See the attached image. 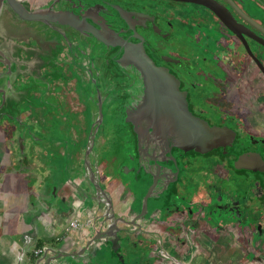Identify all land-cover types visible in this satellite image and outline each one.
Returning <instances> with one entry per match:
<instances>
[{
    "label": "flooded vegetation",
    "instance_id": "af4514ba",
    "mask_svg": "<svg viewBox=\"0 0 264 264\" xmlns=\"http://www.w3.org/2000/svg\"><path fill=\"white\" fill-rule=\"evenodd\" d=\"M201 1L216 11L176 0H0V106L3 98L11 105L0 108V133L12 140L13 132L15 142L23 136L32 180L41 176L49 182L60 172L61 182L66 177L79 190L78 173L69 174L64 159L63 128L51 127L43 116L50 102L73 101L82 82L93 122L75 143L82 156L74 155L79 163L73 166L86 172L79 181L92 193L91 179L102 189L105 183L121 188L116 205L110 198L113 218L119 208L127 230L136 231L124 241L162 264H184L191 247L218 242L209 230L241 231L253 246L264 239V0ZM10 2L45 17L23 19ZM50 13L75 18L83 28L53 21ZM91 30L142 44L152 62L176 80L188 112L224 131L219 143L207 153L182 148L170 122L174 113L164 106L137 115L146 89L142 73L121 62L123 47L104 44ZM87 51H106L116 64L110 67L128 77L117 112L125 135L121 164L114 167L118 174L112 166L98 167L95 136L110 97L96 82L97 68L82 66ZM64 81L73 85L69 97ZM56 131L63 132L61 140L50 143ZM239 158H249L250 168L237 167ZM123 161L131 164L126 177ZM154 203L156 211L150 212ZM107 206L110 210L102 203Z\"/></svg>",
    "mask_w": 264,
    "mask_h": 264
},
{
    "label": "crops",
    "instance_id": "0c3cea01",
    "mask_svg": "<svg viewBox=\"0 0 264 264\" xmlns=\"http://www.w3.org/2000/svg\"><path fill=\"white\" fill-rule=\"evenodd\" d=\"M4 141L5 139L0 135V264H98L96 253L100 248L94 244L100 243L95 238L98 234L96 233V236L94 233L91 234L87 226L94 227L96 225L95 227H101L102 231H109L107 227L113 225L112 212L109 207L101 206L99 211H94L95 207L92 206L94 207L91 208L94 211L93 214L77 213L76 211V213L59 218L57 223H47L42 216L34 220L33 217L28 216L31 209L30 204L40 201L41 196L39 192L35 193L34 198H28L25 195L26 184H28L25 177L28 175V168L22 166L19 170L14 169V164L11 162V151L7 149ZM7 153L10 154L9 158H7ZM24 162L27 164V161ZM2 172L4 174L1 176ZM47 184L49 185V183ZM35 186L39 185L35 183ZM46 186L40 185L39 187H43L48 194ZM105 186H107L106 189L113 204L116 205L121 188L111 187V183H105ZM82 199L83 196L80 200ZM77 201L72 197L69 200L68 197L66 198V203L74 204ZM33 209L36 211L41 208L37 206ZM116 209L114 212L121 217V210ZM99 216L107 217V226L96 224V219ZM71 222L76 223L77 226L71 227ZM117 224L120 225V222ZM225 233L228 235L227 238L222 237L220 232L218 235L219 239L216 245L221 247L220 249L216 250V247H212L213 243L210 242L205 248L191 247L189 257L184 260V264H264V239L258 245L253 246L239 236L234 238L233 234H236L234 231L226 230ZM22 234H25L28 240L25 241ZM229 236L231 238L227 240ZM209 237L211 236L209 235ZM101 245V251L104 247L105 250L112 249L109 238L104 239ZM241 247L248 249V258L243 261L236 257L237 249ZM38 249L41 250V253L35 256L34 252ZM112 252L113 257L117 259V256ZM107 261L109 263L110 259Z\"/></svg>",
    "mask_w": 264,
    "mask_h": 264
},
{
    "label": "water",
    "instance_id": "95a60500",
    "mask_svg": "<svg viewBox=\"0 0 264 264\" xmlns=\"http://www.w3.org/2000/svg\"><path fill=\"white\" fill-rule=\"evenodd\" d=\"M176 1L195 2L206 6L207 8L215 10L214 7H212L210 4L201 0ZM10 8L23 19H43L45 17V15L41 14H35L33 16L32 14L24 10L21 6H19V4L10 2ZM48 15L53 21L64 22L74 26L75 28H83L82 26H80V22L75 18L67 17L63 14L54 13H50ZM223 21L228 28L233 29L225 19H223ZM91 31L93 32L94 36L104 44L123 47L124 53L121 56V62L125 64H133L142 73L146 89L143 100L144 103L138 108V111L136 112L137 115L145 114L146 112L151 110L155 111L156 108L164 106L165 108H167V111H171L174 113V116L170 118V122L174 126V136L176 137L179 145H181L182 148L191 147L196 148L200 153H207L211 149H213L217 143H219V140L225 134L224 131L210 128L205 122L199 120L198 118H195L188 112L185 97L179 92L176 80L169 74L168 71L158 68L152 62L150 57L144 51L142 44L134 45L122 41L116 37H110V35H107L106 33H99L95 30ZM0 94L3 95L4 91L0 90ZM0 108L11 110V105H9L8 102H6L3 98ZM5 116L7 117V115ZM1 121H4V117H0V122ZM12 121H15V119ZM13 134L14 133L12 132V140H6L7 137L5 135H0L3 139L6 140L4 141V144L6 143L7 149L11 151V162L12 164H14V169L19 170V168H21L22 166L28 168V164H25L24 162L27 161L28 153L26 146L24 145L23 136L19 135L15 142L16 137H13ZM9 156L10 154L7 153V158H9ZM249 162H251L249 158H239L236 162V165L239 168H250L248 165ZM38 173L39 171H37L35 174L37 175ZM3 174L4 173L2 172L1 176ZM25 178L28 181V184H26L25 195L28 198H34L35 193L39 192L41 196L40 201H37L34 204H30L31 209L28 213V216L33 217L34 220L37 219V217L42 216V218L47 223H57V220L59 218H63V216L66 217V215L76 213V211L77 213L93 214L94 211H99L101 209L103 202L110 204V211L112 212V205L107 190L102 189L101 186L93 179L90 180L93 193L83 185L79 187V192H81V194L83 195V199L80 200V198H78V195L74 196L73 194L71 195V193H69L71 189L67 185H64L65 183H60V172L53 173L52 179L49 182L44 180L41 176H36L35 180L33 179V181L29 175H26ZM35 183L39 186L47 185L46 187L48 194L45 192L43 187H36ZM47 183H49V185ZM126 184L128 186H131V182H127ZM147 196L148 195H146L144 200L145 204ZM67 197L68 200L70 197H72L74 198V200L76 199L78 201L76 203L74 202V204L72 202L66 203ZM37 206H39L41 209L35 211L33 208ZM92 206H94L95 209H93L94 207ZM91 208L94 211H92ZM111 217L113 216L111 215ZM111 219L113 220V225L107 227V229L109 228V231H102L101 227H95L96 225L94 227L92 225H89L87 227L90 229L91 234H95L94 236H96V233L98 234L95 238L100 243H94L95 246L98 245L96 247L101 249V243L103 242V240L109 238L112 244L113 253L122 260V256L119 252V242L126 239L129 241L132 240L131 237L136 236V231L127 230V221L125 218L119 217L116 220L114 218ZM96 220V224L107 226L108 219L106 216H99ZM118 222H120V225L117 224ZM133 226L136 227V225ZM79 231L81 232V230ZM22 236L24 237L25 241L28 240V237H26L25 234H22Z\"/></svg>",
    "mask_w": 264,
    "mask_h": 264
},
{
    "label": "rangeland",
    "instance_id": "374dc122",
    "mask_svg": "<svg viewBox=\"0 0 264 264\" xmlns=\"http://www.w3.org/2000/svg\"><path fill=\"white\" fill-rule=\"evenodd\" d=\"M109 56H107L106 51H87V55L86 56H82L81 59V64L83 65H88L90 66L91 63V67L97 68V76H95L96 78V82L98 84V86H100L101 91H103L104 93H107L108 96L110 97V100H108L107 103H105L103 105L102 111H103V122L99 125V130L96 133L95 136V141H96V145H97V156L99 158V163H98V167H103L104 169H110V167L112 166L110 170L113 173L118 174L119 171L117 172L116 169H114V167H116V165L119 163V165L121 164L122 161V151L124 150L123 148V144H124V140H125V135L123 133V127H124V122L122 120V117L120 118L119 116H117V112L120 109L121 103L123 102L124 99H122V95L123 92L125 91L126 88H128V85L123 81H127L128 77H126L125 75H123V73L117 72V70H115V68L110 67V66H115L116 64H112V61H109V59L107 58ZM115 63V62H114ZM112 64V65H111ZM117 67V66H116ZM85 70V69H84ZM116 74V75H115ZM86 75V79H87V74ZM123 75V77H122ZM78 81V78H76ZM82 81V80H80ZM93 81L92 80V84L91 86H93ZM121 82V84H119ZM64 92L66 95H68L67 97H69V95H71V92H73V85L72 84H68L67 82L64 81ZM83 83L80 82V87H77V92L74 93L73 96V101L70 99L68 102H64L65 99L63 98V104H59L57 102H50L49 105H46L45 108V114L43 116V121L50 123V125L52 124L51 127H55L59 124V126H62L61 128H63V132L57 133H53V136L55 135V137H53V139L49 142L50 143H55L56 141H60L62 136V133L65 134V141L68 142L67 144H65V148L68 149V151H65V160H68V169H69V174H71L72 172L75 174V172L78 173V175H75V177H77L78 181L75 180L76 182H78L79 184H85V181L80 182L79 180H83L85 179L86 176V172L84 171L82 165H79L78 167L73 166L74 163H79L78 160L75 159L74 155L79 154L78 156H82L81 150L79 149V147L75 146V143H78V140L81 138L82 133L79 132H87L89 126H91L92 122H93V118H92V113L89 112V110L87 109V105L89 104H85L83 101L85 100V96L89 97V94L85 95L84 92V88L82 87ZM72 86V87H71ZM106 88V90H105ZM102 92V93H103ZM103 93V95H104ZM60 94L62 95V90L60 92ZM51 96V95H50ZM49 96V98L51 99V101H53V98H51ZM90 96H92L90 94ZM63 97V96H62ZM92 98V97H91ZM50 99H48L50 101ZM87 99V98H86ZM90 101H92V99H89ZM94 100V98H93ZM77 101L79 104H77ZM57 114L58 118L60 120L53 118V115ZM49 114V115H47ZM89 114L91 116V118L89 117ZM49 117V118H48ZM53 121V122H52ZM61 122V123H60ZM85 129V130H84ZM87 129V130H86ZM56 130V129H55ZM55 132V131H53ZM68 134H67V133ZM52 133V132H51ZM57 134L59 136H57ZM85 138H88V136H85ZM69 139V140H68ZM82 142V141H81ZM57 143V142H56ZM82 144V143H81ZM52 146L50 147L51 150ZM78 148V149H77ZM72 149V150H70ZM126 150V149H125ZM49 151V150H48ZM49 153V152H47ZM125 154V153H124ZM46 155V154H45ZM45 157V156H44ZM46 157H48V155H46ZM68 157V159H67ZM61 159V158H59ZM108 163H107V162ZM61 163V162H60ZM123 165V172L125 174V177L128 175L127 172H129V168H131V164L129 162H124ZM132 163V162H131ZM67 171V168H66ZM85 173V175H84ZM123 174V175H124ZM73 176V174H71ZM69 176V175H67ZM119 176V175H118ZM66 178V177H65ZM63 178V184L67 185L71 191H69V193H71V195L73 194L74 196H77L81 198V196H83L81 194V192H79V190L74 189V184L68 182V179ZM118 180V179H117ZM234 184V182H233ZM242 185V184H241ZM242 189H244L243 186H241ZM141 197V195H140ZM150 206H152L150 204ZM155 203L153 205L152 211L150 210V212H155L156 211V207H155ZM138 208H136L137 210ZM166 215V214H165ZM165 215L163 217H165ZM226 230L221 231L220 235L222 237H228V235L225 233ZM228 231V230H227ZM218 231H215L214 234L211 232V230L208 231V235H213L214 236V240H217V238H219V236L217 235ZM218 236V237H216ZM232 236V235H231ZM240 237L242 238V233L241 231H236V234H233V237ZM231 237L229 236V238L227 240H229ZM217 242L213 243L212 247H216L217 248H221L218 247ZM131 244H127L126 242H124L123 240H121L119 242V246H120V255L123 258V261L121 259H119L117 257V259L115 257H113V254H111L112 249L107 248L105 250L104 247V251L101 249H99L97 251V262L98 264H162L161 260H152V258H147L145 255L141 254V249L140 247L137 246H130ZM113 253V252H112ZM237 258L241 259V261L245 260V258H248V249L241 247L237 249ZM107 259H110V262L107 263ZM240 261V262H241ZM84 264V263H82ZM91 264V263H90ZM95 264V263H92Z\"/></svg>",
    "mask_w": 264,
    "mask_h": 264
},
{
    "label": "built area",
    "instance_id": "2783aa9c",
    "mask_svg": "<svg viewBox=\"0 0 264 264\" xmlns=\"http://www.w3.org/2000/svg\"><path fill=\"white\" fill-rule=\"evenodd\" d=\"M70 226L71 227H76L77 226V224L76 223H74V222H71L70 223ZM41 253V250L40 249H38V250H36L35 252H34V255L36 256V255H38V254H40Z\"/></svg>",
    "mask_w": 264,
    "mask_h": 264
}]
</instances>
